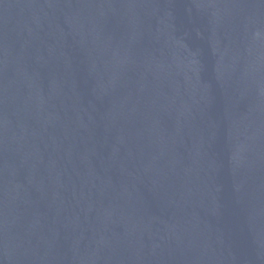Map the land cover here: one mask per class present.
I'll use <instances>...</instances> for the list:
<instances>
[{"label":"water","instance_id":"1","mask_svg":"<svg viewBox=\"0 0 264 264\" xmlns=\"http://www.w3.org/2000/svg\"><path fill=\"white\" fill-rule=\"evenodd\" d=\"M0 264H264V0H0Z\"/></svg>","mask_w":264,"mask_h":264}]
</instances>
